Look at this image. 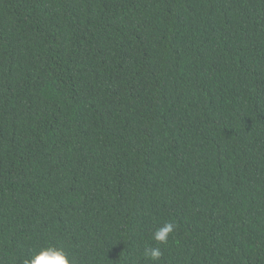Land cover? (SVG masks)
<instances>
[{"label": "trees", "instance_id": "16d2710c", "mask_svg": "<svg viewBox=\"0 0 264 264\" xmlns=\"http://www.w3.org/2000/svg\"><path fill=\"white\" fill-rule=\"evenodd\" d=\"M147 246L264 264V0H0V264Z\"/></svg>", "mask_w": 264, "mask_h": 264}, {"label": "clouds", "instance_id": "9594fccd", "mask_svg": "<svg viewBox=\"0 0 264 264\" xmlns=\"http://www.w3.org/2000/svg\"><path fill=\"white\" fill-rule=\"evenodd\" d=\"M175 225L172 222H165L162 227L158 228L152 236V239L159 244L167 243L168 237L173 233ZM160 247L147 246L144 250V257L151 260L153 264L162 258ZM24 264H77L74 258H69L63 250L54 247L42 249L39 253L34 254L31 258L25 259Z\"/></svg>", "mask_w": 264, "mask_h": 264}]
</instances>
